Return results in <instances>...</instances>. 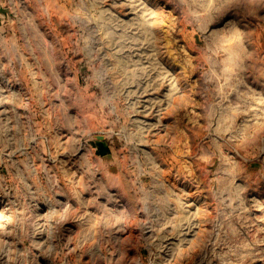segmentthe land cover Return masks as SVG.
<instances>
[{
	"label": "rangeland",
	"instance_id": "obj_1",
	"mask_svg": "<svg viewBox=\"0 0 264 264\" xmlns=\"http://www.w3.org/2000/svg\"><path fill=\"white\" fill-rule=\"evenodd\" d=\"M0 264H264V0H0Z\"/></svg>",
	"mask_w": 264,
	"mask_h": 264
}]
</instances>
